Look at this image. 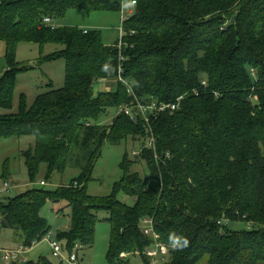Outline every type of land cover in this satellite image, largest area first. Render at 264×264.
I'll return each mask as SVG.
<instances>
[{"label": "trees", "instance_id": "1", "mask_svg": "<svg viewBox=\"0 0 264 264\" xmlns=\"http://www.w3.org/2000/svg\"><path fill=\"white\" fill-rule=\"evenodd\" d=\"M121 8L122 0H0L8 63L0 110L12 111L17 77L31 70L16 63L20 44L61 46L41 63L66 62L63 88L51 86L30 107L22 95L16 114L0 116V140L35 137L22 154L31 184L42 165L47 179L80 170L57 191L32 188L0 200V235L11 231L16 244L31 249L51 232L44 206L65 201L72 223L57 239L70 253L93 246L104 212L108 264H148L145 253L156 243L171 248L164 264H264V0H139L124 22L122 49L120 42L104 45L97 31L55 25L70 11ZM105 81H116V91L95 94ZM179 99L176 111L148 121L119 114L124 107ZM110 110L118 112L112 123L98 124ZM128 141L140 153L134 159L126 153L113 194L90 196L105 146ZM137 162L145 165V177L134 170ZM121 193L134 205L121 203ZM144 220L153 221L157 239L144 235ZM173 233L188 246L174 249Z\"/></svg>", "mask_w": 264, "mask_h": 264}, {"label": "rangeland", "instance_id": "2", "mask_svg": "<svg viewBox=\"0 0 264 264\" xmlns=\"http://www.w3.org/2000/svg\"><path fill=\"white\" fill-rule=\"evenodd\" d=\"M133 0H124L122 11L120 13H95L88 14L83 11H70L63 21L56 22L59 27L78 28L83 31H97L102 35L104 45L108 47L115 46L122 39V19L130 18L135 8L130 6ZM139 1V0H135ZM62 49L58 45H47L41 48L36 44H20L16 49L15 60L21 67H27L31 70L18 75L16 80V89L14 94V106L12 111L0 110V116L4 114H16L19 108L20 99L25 95L28 106H32L39 95L49 90L61 89L65 86V67L64 59L41 63L42 58ZM7 47L5 43L0 42V78L7 70L6 59ZM117 88L116 81H105L95 86V94L114 92ZM116 110H110L105 116L101 117L98 124L110 125L117 116ZM34 136L23 138H12L0 140V200L13 198L21 195L32 188H43L51 192L57 191L61 187H66L70 182L80 175V170L69 168L64 173H54L50 179H47V167L41 166L37 182L30 183L25 161L22 154L28 152L35 146ZM138 152L137 145L132 142H123L119 145H106L103 149L101 159L96 164L92 180L88 184V194L94 198L110 197L115 186L122 179L120 164L126 153L134 159L133 152ZM134 170L143 177L147 175L144 164L138 163ZM45 185L42 186L41 183ZM9 185V191L4 192L5 184ZM117 199L126 205L133 206L134 199L124 195H117ZM41 216L46 219L51 226L53 239L55 238L63 248L62 255L68 260L72 253L68 252L65 243L57 239V234L67 232L71 227V211L65 201L48 202L42 209ZM108 215L104 212L98 214L99 222L96 226V236L92 247H80L74 250L77 255L76 264H108L107 254L110 242V225L106 221ZM234 229H245L244 224L234 225ZM12 232H2L0 235L1 246L11 242ZM10 240V241H9ZM14 241V239H13ZM10 246V245H9ZM7 248V247H3ZM21 260L39 263L44 260L50 264H70L60 262L53 257V252L47 238L38 243L20 257ZM26 260V261H27ZM20 262V261H19ZM18 262V263H19ZM133 264H139L136 260Z\"/></svg>", "mask_w": 264, "mask_h": 264}, {"label": "built area", "instance_id": "3", "mask_svg": "<svg viewBox=\"0 0 264 264\" xmlns=\"http://www.w3.org/2000/svg\"><path fill=\"white\" fill-rule=\"evenodd\" d=\"M123 1L124 0H122V3ZM136 5H137V1L134 0V3L133 1L131 2V7L135 8ZM122 7H123V4H122ZM121 11H122V8H121ZM128 19H122V34H123L124 22ZM44 22L46 24L52 23L50 19H45ZM122 45L123 43L121 39L118 48L122 49ZM119 81L128 87V92L130 94H133L132 88L122 78H120ZM180 100L181 99H179L177 103H174V104H164V103L153 102L149 105L138 104L137 106H133V107H124L123 109L119 111V114L126 115L127 117L130 118V120L133 123L137 122L139 115H141L143 118H145L146 121H148L150 116H157L161 113L176 111L179 107ZM153 146H154V139L150 138L148 140L147 147L151 148ZM139 153H140L139 151L138 152L134 151L132 155L136 157L139 155ZM41 185L44 186L45 183L42 182ZM8 189H9V185L6 183L4 186V192H8L9 191ZM142 226H143L142 227L143 233L145 236L157 239L154 226H153V221L144 220ZM46 238L50 243L54 258L59 259V261L62 263L68 262L70 264H76V262L78 261V257L77 255H74L73 253L70 255V258L68 260L64 259L62 255L63 248L60 246V244L55 238L53 239L51 232L46 236ZM37 244L38 243H34L33 247ZM79 248L80 247H76V250H78ZM170 249L171 248L169 246H166L161 243H156L154 247L150 248L145 253V256L148 259H150V263L148 264H164L167 261V257L169 256ZM28 250L29 248L23 245H19L15 249H5V248H2L0 245V261L2 262V264L18 263L19 261H20L19 263H25L23 262V260L20 259V257L22 254H24ZM139 264H146V263L141 261L139 262Z\"/></svg>", "mask_w": 264, "mask_h": 264}, {"label": "clouds", "instance_id": "4", "mask_svg": "<svg viewBox=\"0 0 264 264\" xmlns=\"http://www.w3.org/2000/svg\"><path fill=\"white\" fill-rule=\"evenodd\" d=\"M134 3V0H133ZM170 244L174 249H183L188 246L189 240L186 237L170 234Z\"/></svg>", "mask_w": 264, "mask_h": 264}, {"label": "crops", "instance_id": "5", "mask_svg": "<svg viewBox=\"0 0 264 264\" xmlns=\"http://www.w3.org/2000/svg\"><path fill=\"white\" fill-rule=\"evenodd\" d=\"M130 6H131V3H130ZM56 27H59V26H57L56 25ZM12 238H10L11 239V242H7V244L6 245H4V246H1L2 248L3 247H7V248H5V249H15V248H17L18 246H19V244H16L14 241H13V239H14V236H13V233H12V236H11ZM46 238V237H45ZM10 241V240H9ZM0 245H1V241H0ZM10 245V246H9ZM27 260V259H26ZM26 260H23V262H28V260L26 261Z\"/></svg>", "mask_w": 264, "mask_h": 264}]
</instances>
